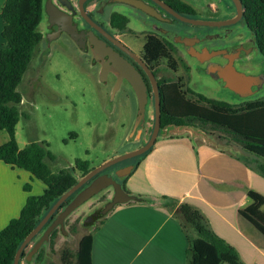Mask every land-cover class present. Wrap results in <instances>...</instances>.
<instances>
[{
  "label": "rangeland",
  "instance_id": "374dc122",
  "mask_svg": "<svg viewBox=\"0 0 264 264\" xmlns=\"http://www.w3.org/2000/svg\"><path fill=\"white\" fill-rule=\"evenodd\" d=\"M46 1L43 0V3ZM187 1L196 7L198 18L226 19L235 12V5L231 0ZM207 1L217 6L216 12L205 8ZM46 21L47 14L44 11L39 23L43 37L34 48L32 58L17 87L22 94L18 104L20 115L15 128L18 146L23 147L31 141H46L55 156L52 161L46 159L52 171L73 167L77 158L86 159L91 167H95L116 155L141 146L152 131L153 104H146L145 116L138 121L137 98L133 96L125 99L120 92L110 96L108 87L100 84L97 71L91 69L88 58L74 43L62 36L48 38ZM229 26V30H225L224 26H212L211 29L233 35V46L228 49L231 51L235 48L237 55L233 58L232 65L236 71L249 76L251 83H246L248 87L242 89L230 87L216 71V65L220 64L215 60L226 59L220 53L205 62L188 57L190 76L187 85L208 97L233 104L252 98H264V56L256 48L253 33L243 17ZM221 47L226 48L225 40L221 41ZM165 69L172 78L178 74L166 65ZM182 128L212 133L214 130L196 121L193 126H169L158 134ZM144 157L145 154L141 153L116 162L104 171L114 173L115 179L124 184L125 190L134 194L128 184L141 169ZM135 162L136 165H133ZM127 163L132 164L133 168L129 173L119 175L117 172ZM75 174L79 177L82 173L76 169ZM22 177L23 182L31 185L27 194H38L40 187H44L35 177ZM112 195V186H107L81 203L65 218L64 231L57 227L58 231L52 243L47 240L40 246L41 258L37 259L35 252L29 260L20 258V264H62L60 255L64 247L75 250L84 233H93L99 228L102 216H95L93 212L98 210L100 213L99 210ZM168 202V207L175 204L173 201ZM41 232L42 230L25 245L24 253H27Z\"/></svg>",
  "mask_w": 264,
  "mask_h": 264
},
{
  "label": "trees",
  "instance_id": "16d2710c",
  "mask_svg": "<svg viewBox=\"0 0 264 264\" xmlns=\"http://www.w3.org/2000/svg\"><path fill=\"white\" fill-rule=\"evenodd\" d=\"M241 1L243 18L253 33L256 48L264 56V0ZM43 12V0H5L0 12L3 19L1 34L5 40V45L0 48V130L8 134L7 140L0 144V159L14 167L28 170L44 184L41 193L27 194L18 216L10 218L0 229V264H13L14 254L27 233L80 177L75 174V170H80L83 175L92 168L88 160L77 158L73 167L52 171L46 159L52 161L55 156L46 141H31L23 147H19L16 141L15 128L20 115L18 104L22 99L17 87L34 48L43 37L39 28ZM158 82L161 92L158 133L169 126H193L197 121L211 129L228 132L245 150L264 158V98L233 104L192 90L184 76L178 80L164 77ZM257 170L264 175V163L259 164ZM121 184L125 189L124 184ZM23 189L29 191L31 185L26 182ZM74 194L61 202L45 226ZM247 195L251 202L239 212L264 235V196L251 189ZM171 199L175 203L173 206H176L175 216L187 240L185 264H245L237 249L211 228L205 215L195 205ZM99 211L96 210L94 215L102 216L99 221L102 224L109 210L104 213ZM57 231V227L51 231L48 239L50 243ZM92 241V232H87L80 237L75 250L64 247L60 255L62 264H92ZM25 255L22 252L21 258ZM35 256L41 258L42 248L37 250Z\"/></svg>",
  "mask_w": 264,
  "mask_h": 264
},
{
  "label": "crops",
  "instance_id": "0c3cea01",
  "mask_svg": "<svg viewBox=\"0 0 264 264\" xmlns=\"http://www.w3.org/2000/svg\"><path fill=\"white\" fill-rule=\"evenodd\" d=\"M4 2L0 0V12ZM2 28L0 15V48L5 45ZM231 70L235 88H247L251 78L234 66ZM167 131L157 135L129 181L137 198L114 205L92 233V264H185L187 240L176 206L168 207L171 198L195 205L245 264H264V235L239 212L251 202L249 189L264 196V175L257 170L264 158L245 150L224 130ZM3 132L0 144L8 138ZM22 176L34 177L0 159V229L18 216L25 202Z\"/></svg>",
  "mask_w": 264,
  "mask_h": 264
},
{
  "label": "flooded vegetation",
  "instance_id": "af4514ba",
  "mask_svg": "<svg viewBox=\"0 0 264 264\" xmlns=\"http://www.w3.org/2000/svg\"><path fill=\"white\" fill-rule=\"evenodd\" d=\"M51 1L66 13L60 23H50L47 15L48 38L62 36L74 43L88 58L91 69L97 71L100 84L108 87L110 96L120 92L125 99L133 96L137 98L133 85L116 66L120 60L132 65L145 84L146 104L152 103L153 111L154 91L146 68L153 73L157 81L160 99L158 81L164 77L172 78L166 73L165 65L178 73L172 79L178 80L180 76H184L186 80L189 79L190 73L188 57L205 62L210 61L212 56L222 53L226 57L225 61L215 60V62L224 67L232 64L233 58L237 55L235 48L231 51L228 49L233 46V35L211 29L212 26H224L225 30H229L231 23L205 25L185 20L184 18L203 19L198 18L196 7L187 0ZM131 1L143 5L150 12L134 5ZM205 8L210 12L217 11V6L211 1L205 3ZM235 13L236 6L235 12L228 18ZM65 25L72 26L75 31L74 36L65 29ZM222 40H225L226 48L221 47ZM203 50L215 53L201 60L194 52L202 54ZM100 173L115 176L114 173L104 170Z\"/></svg>",
  "mask_w": 264,
  "mask_h": 264
},
{
  "label": "water",
  "instance_id": "95a60500",
  "mask_svg": "<svg viewBox=\"0 0 264 264\" xmlns=\"http://www.w3.org/2000/svg\"><path fill=\"white\" fill-rule=\"evenodd\" d=\"M236 6V13L234 16L228 19L223 20H208V19H195V18H184L187 21H190L194 24H205V25H222V24H229L232 22L237 21L241 17H243V5L241 0H232ZM82 2V0L80 1ZM134 5L143 8L144 10L150 12L146 7L143 5L131 1ZM44 11L48 15V20L50 23H60L64 20V15L66 12L61 11L58 7L51 0H47L44 4ZM65 29L71 33L72 36L75 35V31L73 30L72 26L65 25ZM96 47L97 44H96ZM215 52H209L207 50H203V53L200 54L199 52H194V54L201 60L207 59L212 56ZM116 66L122 71V73L128 78V80L133 85L138 101V116L137 120L140 121L145 116V108H146V87L145 84L140 76V74L134 69L132 65L129 63L120 60L117 62ZM232 64H228L224 67L219 66L216 68L218 74L222 76V78L227 81L228 85L234 89L235 88V76L232 75ZM149 78L151 81V85L154 91V122L152 131L150 133L149 138L145 143L139 146L136 149L127 151L125 153L116 155L101 164L92 167L86 173L81 175L77 181L69 187L66 191H64L58 199L52 204V206L47 210V212L43 215V217L39 220V222L33 227L27 235L24 237L23 241L20 243L19 247L17 248L14 254L13 264H18L19 259L21 258V254L25 248V245L29 243L36 234H38L41 230L40 236L33 242L30 249L27 251L25 258L29 260L32 255L37 252L40 246L49 239V235L51 231L59 227L62 231H64V220L65 218L74 210L76 209L81 203L89 199L92 195L98 193L100 190L104 189L107 186H112L113 188V195L111 199L105 204L102 208V212H106L111 209L116 203H123L131 199H136L137 196L135 194L129 193L123 187L121 182L115 179L112 175H108L106 173H100L106 167L119 162L121 160L134 157L139 155L146 150H148L154 143L158 132L160 130V99L158 94L157 88V81L153 75V73L146 68ZM133 168L132 164H128L123 166L119 172V175L127 174ZM88 180L89 183L79 189L85 182ZM76 192L73 197L67 202V204L60 209L51 222L45 226L48 219L55 213L58 206L67 199L72 193ZM45 226V227H44Z\"/></svg>",
  "mask_w": 264,
  "mask_h": 264
}]
</instances>
